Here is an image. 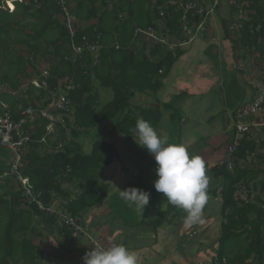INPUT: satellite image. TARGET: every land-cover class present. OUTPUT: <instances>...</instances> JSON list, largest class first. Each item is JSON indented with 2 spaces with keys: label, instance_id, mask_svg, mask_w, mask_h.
<instances>
[{
  "label": "trees",
  "instance_id": "trees-1",
  "mask_svg": "<svg viewBox=\"0 0 264 264\" xmlns=\"http://www.w3.org/2000/svg\"><path fill=\"white\" fill-rule=\"evenodd\" d=\"M234 2L246 4L249 12V20L239 33L241 39L246 42V47L250 48V54L257 52L264 61V0H234ZM148 5V0H140V2L139 0H124L114 12L103 13L97 29L86 30L80 34L91 37L94 31L101 33L100 42L103 48L100 52L98 65H93L94 59L87 52L75 62L67 60L70 55L67 46L69 43L68 33L65 26L64 28L54 20V15L57 12L61 13L55 1L44 4L46 15L41 13L49 22L48 24L55 26L59 34L58 40L49 46L52 48L49 56L54 59L50 61L44 60V58L37 59L33 51L38 53L39 47L27 42L26 45L29 46L27 54L30 58L26 59L19 55L14 58L12 53L8 52L5 57L6 61H0L1 85L8 86L13 92L19 94L17 97L7 92L3 94L2 100L9 103L10 108L4 109V111L0 108V114L10 112L16 121L20 119L21 111L29 106L45 108L49 102L50 92L56 91L65 78L75 81L76 89L69 93L72 109L69 112V117L65 118L66 125L71 130L72 140L67 142L69 136L60 129L57 135L49 136L45 142H41L46 133L47 120L38 118L35 121V129L30 132L32 135L30 148L24 154V174L34 189L43 194L42 202L49 204L52 203L54 197L59 198L66 211L74 217L83 218L85 212L102 205L106 199L105 193L99 187V182L102 179L103 171L112 167L120 155L117 143H110L108 138L116 133L133 136L136 121L140 118L148 121L155 130L161 123L160 108L157 110L145 107L133 108L131 102L136 93L141 92V88H143L142 77L148 83L156 82L153 89L158 87L178 59L184 55V50L178 48L175 53H172L169 50H164L162 45L159 46V43L152 47L151 54L153 57H157L159 54L161 56L152 61L150 60L151 55H143L145 51L142 53L134 47L130 48L134 32L137 29H158L152 12L146 8ZM18 6L24 9L29 7V5L21 6L20 4ZM52 9L53 12L50 13ZM82 9L79 7L76 11L72 9L76 19H83ZM232 9L237 14L234 3ZM123 12H128V18L118 19L120 13ZM16 19L17 17L11 20L16 21ZM164 19L168 20L166 28L172 37L179 41L189 39L180 23L181 14L170 9ZM190 19L191 23L196 25L203 20V17L193 18L190 16ZM118 21L119 24H117ZM0 22V32L3 27L12 24L7 16L0 19ZM48 24H42L40 36L44 37L48 33ZM227 34L230 36L228 26ZM33 41L36 43L39 39ZM5 42V40L0 41V52L4 50ZM117 45L119 48H116ZM120 46L128 48L120 49ZM144 48L147 49V44L144 45ZM39 66L43 68L42 71L38 70ZM142 68L146 71L145 75L139 73ZM29 70L35 74L34 82H29L25 89L20 91L24 82L29 80ZM44 72H47V75ZM36 81L40 84L39 87L34 84ZM99 88L112 90L114 93L113 100L103 107L101 118L95 112L100 100ZM54 114L56 115V112ZM107 120L112 121V124L110 131L106 127L104 128L105 139L99 138L95 142L91 154L83 153L76 140L81 135L80 130L89 131L94 122L97 125ZM232 141L231 138L230 144ZM174 143L178 144V141L176 140ZM60 144H63L61 149H59ZM46 146L51 147L52 152L43 156L40 152ZM256 150L257 145L250 137V139L241 142L236 157L245 160ZM0 152V156L9 158L8 152L3 149H0ZM262 161H264V156ZM7 169L8 165L0 162V176ZM211 170L215 177L223 180L221 190L213 191L216 195L217 192L220 193L223 218L222 234L215 260L218 259L222 262L223 259H226L227 264H251L248 260L254 257L257 264H264V178L256 180L257 174H259L258 170L239 167L230 170L225 161L222 165L214 166ZM1 182L0 264H38L39 249L27 238L28 232L32 229L33 217L37 216L58 226L57 230L64 231L66 236H71L73 231L66 227L61 229L56 218H47L37 206L29 209L26 207L28 211L22 210L21 206L24 204L17 187L15 189L14 186H11L8 193L11 199L7 202L2 197V192L7 190V186L10 187L12 182L10 179H2ZM67 185H78L80 194L74 195L73 199V193L68 187H65ZM240 185L249 191V203L235 199L237 188ZM251 185L255 191H259L256 196L251 194ZM160 204L162 203L160 202ZM163 204L167 205V209L162 211L151 225L149 224L154 230L166 223L179 220L182 214L181 208L171 205L167 199ZM87 222L88 230H90L91 221L88 217ZM244 240H246V246L231 255L232 245H238Z\"/></svg>",
  "mask_w": 264,
  "mask_h": 264
},
{
  "label": "crops",
  "instance_id": "crops-1",
  "mask_svg": "<svg viewBox=\"0 0 264 264\" xmlns=\"http://www.w3.org/2000/svg\"><path fill=\"white\" fill-rule=\"evenodd\" d=\"M2 1L4 0H0V3ZM123 1L68 0L74 11L78 7L79 9L83 8L81 14L83 19H76L77 26L81 29L80 32L97 29L103 13L114 12ZM148 1L149 5L146 8L152 12L158 27L157 30L155 28L154 30L160 39L165 40V43L159 44L151 40H137L134 38L130 48L134 47L142 53L145 51L143 55H151L150 60L153 61L161 56V54L157 57L152 56L151 49L154 45H162L164 50L171 51L173 49L172 45H180L189 39L179 41L172 37L168 28H166L168 20L161 19L160 13L164 12V17L166 16L165 13L170 10L172 0ZM203 1L209 13L203 37L196 39L187 46L177 47V49L184 50V55L178 59L158 87L153 89L156 82L148 83L142 77L143 88H141V92L136 93L131 103L133 108L161 109L162 120L156 131L163 139H167V134L171 133L170 130L165 131L161 127L164 120L168 119V124L182 123L184 130L182 135L179 136L180 138L177 139L178 144L182 142L184 146L188 147L190 155H200L204 158L206 171L209 170V178L212 177L221 182V186L216 189L207 188V194L210 197L208 198V204L206 203L203 209L202 219L203 221L206 219L208 222L186 225L184 218L187 213L181 209L182 214L179 220L166 223L160 226L159 229L158 227L155 228V230L152 226H149L165 210L160 202L164 203L167 198L163 197L162 193L156 192L154 188V181L157 179L154 157L148 153L147 149L146 152L142 153L138 150L139 140L135 134L124 136L121 133L109 137L108 141L117 143L120 155L124 154L126 158L124 161V158L121 159L120 161L123 162L120 163L115 161L112 167L103 171L101 182L106 183L103 185L106 188L103 192L107 200L105 199L102 205L85 212L84 215L87 217L89 214L90 229L94 233V238L103 245V248L107 249L114 244H123L129 250L136 252L139 264H215L216 252L222 234L223 218L221 214V220H217L211 216L209 210L213 207V202L220 201L222 203L220 193L217 192L216 195L213 191L221 190L223 180L215 177L211 169L214 166L222 165L226 159L231 138L233 139V121L236 110L241 105L254 100L256 95L255 84L262 83L264 85V61L260 54L257 52L250 54V48L246 47V42L241 39L239 34L234 37L227 34V26L236 18V14L232 9L234 0H228L226 8L220 7L222 0L216 5L215 0ZM9 10L11 11V7H9ZM42 12L46 15L44 5L41 7L29 5L26 9L17 5L16 13L12 16L0 11V19L7 16L12 22L11 25L3 27L0 32V41H6V46H3L4 50L0 52V61H6L5 57L8 52H11L14 58L17 55L26 59L30 58L27 54L29 50V46L26 45L27 42L31 43L30 45L39 47L38 53L33 51L37 59L44 58L47 61L54 59L49 56L50 49H52L49 46L58 40L59 34L55 26L48 24L49 22H47L45 16L41 15ZM51 12H53V9ZM91 13L93 14L91 15ZM128 16V12H123L120 13L118 19H125ZM16 17V21L11 20ZM54 20L64 27V19L61 13L57 12L54 15ZM50 22L52 23V21ZM44 23L45 25L48 24L49 28L48 33L42 37V35L40 36V27ZM117 24H119V21ZM34 39H39V41L35 43ZM145 43L147 49L144 48ZM120 47V49L126 48ZM171 52L173 53V51ZM38 68L40 71L43 70L41 66ZM139 73L145 75L146 71L142 68ZM28 74L29 80L27 79L28 81L25 82L23 80L24 85L20 91H23L29 82H34V72L29 70ZM6 92L15 97L19 95L18 92H13L10 87L2 86L0 83V108L3 111L10 108L9 103L2 100L3 94ZM253 123L256 126L253 127L252 140L256 143L257 150L251 153L253 157L248 156L245 159L247 162L242 169L258 170L259 174H257L256 180H261V178H264V161H262L264 156V115L255 117ZM83 130H80L81 135L79 138L77 137L78 139L73 137L78 143L82 137L88 135V131ZM191 132L197 136L191 135ZM199 133L204 134V136L199 137ZM195 139L206 140L208 144L202 145L199 142L187 146ZM125 143H129L130 147L126 149L124 147ZM41 146L43 145L41 144ZM51 152L52 148L46 146L40 154L44 156L46 153L49 155ZM139 153L142 155V160L137 158ZM252 159H259L262 164L259 167L250 168L249 162ZM0 162L6 163L9 167L10 157L3 158L0 156ZM123 173H127L126 178H122ZM2 176L3 174L0 176V184L2 183ZM10 181L12 182L10 187L7 186V190L5 189L2 192V197L7 202L11 199L8 195L11 186H14L15 189L17 187L14 181ZM65 187H68L73 193V199L74 195L77 196L81 192L78 185H67ZM72 187H76V189L74 190ZM133 187L150 193L149 204L145 209L135 210V215L138 218L130 220L131 225H128L124 219L117 216L116 222L110 227L108 224L109 216L105 208V206H108L106 204V202H109L108 197L114 192L119 201L121 199L119 190ZM251 189V194L256 196L259 191H255L252 185ZM150 203L153 205L149 206ZM21 209L28 211L25 205L21 206ZM206 211H208V214L204 213ZM57 228L58 226L49 223L45 219L37 216L33 217L32 229L28 232L27 238L39 249L38 264H84L83 257L87 252L94 249V245L85 239H80L74 233L71 236H66L64 231H58ZM197 232L201 236L204 232L208 235V238L212 237L213 241L208 246H205L207 242L202 243L200 241L201 248L199 250H202V252L197 251L196 253V250H198L196 245L199 241H192L193 244L190 246L184 241V237L194 239L196 238L194 236L198 234ZM200 235L197 239L200 238ZM138 238H142L145 244L134 242ZM245 246L246 240L241 241L238 245H232L231 255ZM179 248L183 250L182 253H180ZM248 262L257 264L254 257L250 258Z\"/></svg>",
  "mask_w": 264,
  "mask_h": 264
},
{
  "label": "built area",
  "instance_id": "built-area-1",
  "mask_svg": "<svg viewBox=\"0 0 264 264\" xmlns=\"http://www.w3.org/2000/svg\"><path fill=\"white\" fill-rule=\"evenodd\" d=\"M53 1L56 2L63 16L68 39L73 45L74 60L77 61L87 52L91 54L94 59L93 65H98L100 51L103 48L100 42L102 38L101 33L94 31L91 37L82 35L79 44H76L75 39L80 34L81 29L77 26V20L74 17L73 10L68 0H4L0 3V11H3L6 15L12 16L16 13V6L18 4L21 6L34 5L41 7ZM219 1L220 0H215V5ZM234 4L237 9V18L228 25L230 36H237L241 32L248 15L246 4H236L235 2ZM9 7H11V11ZM170 9H173L177 14H181V26L183 31L189 36V40L182 42V44L172 45L173 49L171 51L175 53L177 47L187 46L199 37H203L209 13L205 6V2L202 0H172ZM165 14H168V10ZM160 16L161 19H164V12H161ZM190 16L193 18L202 16L203 20L199 24L194 25L191 23ZM134 38L137 40H151L161 44L165 43V40L157 36L154 28L137 29L134 32ZM116 48H119V45H117ZM44 74L47 75V72H44ZM34 84L36 87L40 86L37 81ZM75 89V81L65 78L56 91L50 92L49 102L45 108H33L29 106L21 111V117L18 121L12 118L10 112H3L0 114V149L7 151L10 157L9 167L3 173L2 178L10 179L16 183L21 201L26 207L30 208L37 206L39 211L47 218H56L61 229L64 227L69 228L76 235L86 237L94 247L103 248V245L94 238L93 233L88 230L86 216H83V218L74 217L67 211H58L55 207L43 203V194L34 189L28 177L24 174V154H26L30 148V143L32 142V135L30 132L35 129L36 119L43 118L47 120V125L45 127L46 133L41 139V142H45L49 136L57 135L60 129L66 132L69 139H72L70 127L66 125L65 118L69 117V112L72 109L69 93L73 92ZM255 90L256 95L254 100L241 105L235 112L233 121V141L229 145L225 159L230 170L238 167L242 168L246 164V160L236 157L238 147L242 141L248 140L253 136V127L256 126L253 123V119L259 115H264V85L262 83L255 84ZM54 112H56V115ZM69 139H67V142L71 141ZM62 147L63 144H60L59 149ZM249 156L253 157V154ZM235 199L249 203V191L243 185L238 186ZM215 264H227V260L223 259L222 262H220L216 259Z\"/></svg>",
  "mask_w": 264,
  "mask_h": 264
},
{
  "label": "clouds",
  "instance_id": "clouds-1",
  "mask_svg": "<svg viewBox=\"0 0 264 264\" xmlns=\"http://www.w3.org/2000/svg\"><path fill=\"white\" fill-rule=\"evenodd\" d=\"M133 131L139 140L138 145L154 157L156 192L162 193L171 205L187 213L184 218L186 225L202 223L203 209L209 198V177L203 158L190 155L183 144L167 143L143 118L136 121ZM119 194L122 200L130 207L134 206L137 211L145 209L149 204L150 193L142 189L128 188L119 190ZM83 261L84 264H139L136 252L123 244H114L107 249L94 247L85 254Z\"/></svg>",
  "mask_w": 264,
  "mask_h": 264
},
{
  "label": "rangeland",
  "instance_id": "rangeland-1",
  "mask_svg": "<svg viewBox=\"0 0 264 264\" xmlns=\"http://www.w3.org/2000/svg\"><path fill=\"white\" fill-rule=\"evenodd\" d=\"M227 3H228V0H222L221 1V5H220V7H225L226 8V6H227ZM237 18V17H236ZM235 18V19H236ZM234 19V20H235ZM248 20H249V12H248V15H247V20L244 22V24H243V27H244V25H245V23L246 22H248ZM243 30V29H242ZM241 30V31H242ZM80 34H82V32H80ZM78 35L77 37H76V39H75V43L76 44H79V41H80V39H81V36L82 35ZM235 35H233L232 37H234ZM199 39H201L200 37H199ZM68 48H69V50H70V55L68 56V58H67V60L68 61H70V62H75V60H74V50H73V45L70 43V41H69V43H68ZM98 93H100V100L98 101V105L96 106V108H95V112H97V116L99 117V118H101V116L103 115V111H102V109H103V107L104 106H106L108 103H110L112 100H113V98H114V93L112 92V90H106V89H103V88H99L98 89ZM167 120L168 119H166V120H164L163 121V123L161 124V127L165 130V131H168V130H170L171 131V133H168L167 134V139H165V141L167 142V143H174L178 138H180L179 136L180 135H182V131L184 130L183 129V127H184V125L182 124V123H175V124H172V123H170V124H168V122H167ZM111 124H112V121H110V120H107V121H102V122H100L99 124H97L96 125V122H94V125H93V127H91L90 129H89V131H88V135L86 136V137H82L81 138V140L79 141V146L81 147V149L83 150V153H85V154H91V151L93 150V148H94V144H95V142L99 139V138H102V139H105V134H106V132L104 131V128L106 127L107 128V130H109V129H111ZM170 134V135H169ZM191 135H194V136H197V135H195V133H193V132H191ZM204 136V134H202V133H199V137H203ZM163 137V136H162ZM122 138H124V137H122ZM69 140H72V139H69ZM202 141V142H201ZM194 140V141H192L189 145H187V146H191V145H195V144H197V143H201L202 145H204V144H208V141H206V140ZM139 144V143H138ZM137 144V146H138V150H140V152L142 153V152H146L145 150V148H143V147H141V146H139ZM180 144H182V142H180ZM124 147L127 149L128 147H130V145H129V143H125L124 144ZM186 147V146H185ZM133 148V147H132ZM186 149L188 150V152H190V150H189V148L188 147H186ZM208 149V148H207ZM124 158V159H123ZM125 155L124 154H122V155H120V157L116 160L117 161V163H120V162H123L124 160H125ZM137 158H139V160H142L143 158H142V155L139 153V155H138V157ZM121 159H123V161H120ZM204 159V158H203ZM119 160V161H118ZM249 164H250V168H252V167H254V168H256V167H259L262 163L259 161V159H252L250 162H249ZM127 173H123L121 176H122V178L123 177H125L126 178V175ZM206 174H207V176L209 177V170L208 171H206ZM131 180V179H130ZM100 182H101V180H100ZM99 182V186L101 187V189H102V191H104L106 188L105 187H103V185L104 184H106V183H104V182H101L100 183ZM108 184V183H107ZM219 186H221V182L219 181V180H217V179H215V178H209V184H208V187L207 188H209V189H216V188H218ZM74 190L76 189V187H72ZM210 197V196H209ZM107 200V199H106ZM108 200H109V202L107 203L106 202V204L108 205V206H105V208L107 209V213H108V216H109V220H108V224L110 225V227H111V225H113L115 222H116V220H117V216H118V218H122V219H124V221L128 224V225H131L132 223H130V220H136L138 217L135 215L136 213H135V207L134 206H129L124 200H119L118 201V199H117V197H116V194L113 192L109 197H108ZM213 201H214V199H212ZM207 204H208V201H207ZM48 205H51V206H53V207H55L58 211H62V212H64V211H66V209L63 207V205H62V201H60L58 198H56V197H54V199H53V201H52V203H49ZM153 204L152 203H150V205L149 206H152ZM162 206H164V208H165V210L167 209V205H165V204H163L162 203ZM208 206V205H207ZM113 210V211H112ZM221 210H222V203L220 202V201H216V202H213V207L209 210L210 211V214H211V216L212 217H214V218H216L217 220H221ZM204 213H207L208 214V211H206V212H204ZM87 215V214H86ZM89 215V214H88ZM88 215H87V217H88ZM90 215H91V213H90ZM101 216V215H100ZM86 217V218H87ZM203 222H208L206 219H204V221ZM208 224V223H207ZM108 228V227H107ZM109 229V228H108ZM90 231H91V229H90ZM92 232V231H91ZM128 232V231H127ZM198 234H196L195 235V233H193V235H195L194 237H196V238H186V237H184V241H186L188 244H190V246H192V244H193V242H198L199 241V243L196 245V248H198V250H196V253H197V251L198 252H202V250H199L200 248H201V246H200V241H202V243L204 242V243H206L205 244V246H208V244H210L212 241H213V238L212 237H210V238H208V235H206L204 232H203V234H202V236L200 235V233L199 232H197ZM207 233V232H206ZM93 235H94V233H93ZM188 235V234H187ZM200 235V238L199 239H197L198 238V236ZM207 236V237H205V236ZM79 236V238L80 239H85L86 241H88V239L86 238V237H84V236H82V235H78ZM193 241V242H192ZM208 241H210V242H208ZM134 242H136V243H143V244H145L144 243V241H143V239L142 238H138V239H136ZM101 244V243H100ZM93 245V244H92ZM180 249V253H182L183 252V250L181 249V248H179ZM167 264H169V263H167Z\"/></svg>",
  "mask_w": 264,
  "mask_h": 264
}]
</instances>
